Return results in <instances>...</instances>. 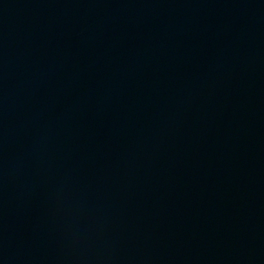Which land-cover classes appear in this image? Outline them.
Instances as JSON below:
<instances>
[{"label":"water","instance_id":"95a60500","mask_svg":"<svg viewBox=\"0 0 264 264\" xmlns=\"http://www.w3.org/2000/svg\"><path fill=\"white\" fill-rule=\"evenodd\" d=\"M94 264H264V0H197Z\"/></svg>","mask_w":264,"mask_h":264}]
</instances>
